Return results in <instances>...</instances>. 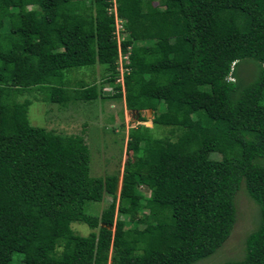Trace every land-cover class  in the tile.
Here are the masks:
<instances>
[{"label": "trees", "instance_id": "trees-1", "mask_svg": "<svg viewBox=\"0 0 264 264\" xmlns=\"http://www.w3.org/2000/svg\"><path fill=\"white\" fill-rule=\"evenodd\" d=\"M156 1L0 0V264L15 252L21 264H191L228 237L240 185L257 223L242 256L220 264H264V0ZM115 18L126 32L118 45ZM246 58L258 73L244 85L235 66ZM94 64L111 69L100 80H116L109 96L101 83L65 80ZM34 89L60 107L122 97L174 140L130 128L116 197L115 173L88 174L80 135L29 124L30 100L17 97ZM138 186L150 191L141 204ZM104 194L106 207L86 210ZM141 207V230L113 219ZM72 222L90 231L75 234Z\"/></svg>", "mask_w": 264, "mask_h": 264}, {"label": "rangeland", "instance_id": "rangeland-1", "mask_svg": "<svg viewBox=\"0 0 264 264\" xmlns=\"http://www.w3.org/2000/svg\"><path fill=\"white\" fill-rule=\"evenodd\" d=\"M156 3V0H152V4ZM37 8L35 2L26 6V9ZM110 9L112 10V6ZM120 22L114 20L113 37L117 43L126 36V32L119 26ZM4 23L5 25L0 28L1 31L7 30L6 20H4ZM136 44L139 45L141 43L137 42ZM116 61L117 65L114 71L118 74L116 78L119 77L120 80L119 66L124 60L118 56ZM110 72L111 69L106 65L94 64L90 67L82 66L66 73L65 80L69 81L70 85H77L81 82H94L99 86L101 83L103 87L101 89L102 95L109 96L115 91L113 86L116 80H114L113 84L108 85L100 82V80L101 77H105ZM257 73V63L252 59L246 58L240 60L235 66V75L244 85L252 82ZM119 90L121 93L123 92L122 85ZM42 97L43 92L36 89L17 97L19 101L23 98L30 100L26 112L29 124L42 127L54 133L80 135L89 153L88 174L90 176L102 177L115 173L114 194L116 197L118 196L121 185L122 167L127 155L125 143L128 139L127 134L130 128L138 130L139 126H146L150 129L148 132L151 136H166L169 140H174V135L169 133V127L152 125L151 119L153 113L150 109L139 111L128 110L125 108L122 97L96 98L89 102L77 101L76 103H69L65 107L44 101ZM139 117H142L143 120L140 121ZM211 155L214 158L219 157L218 155L210 153ZM137 191L142 195V198L139 200L140 204L144 203L145 198L149 196V189L138 186ZM110 201V196L104 194L100 201L86 203V210L91 213H99ZM116 201L117 198H115V206ZM234 205L235 220L223 244L212 255L199 259L191 264H220L226 260L239 259L242 256L244 238L256 226L258 208L245 194L243 185H240V188L234 195ZM148 217V211L144 207L121 215H117L115 208L113 214L114 220L118 218L124 221L125 228H135L137 230H141L144 227ZM70 228L78 235H86L90 231L85 224L79 222L70 223ZM109 228L113 230V225H110ZM57 249H60V247ZM18 259H21V254L18 252L13 253L11 264H21Z\"/></svg>", "mask_w": 264, "mask_h": 264}, {"label": "built area", "instance_id": "built-area-1", "mask_svg": "<svg viewBox=\"0 0 264 264\" xmlns=\"http://www.w3.org/2000/svg\"><path fill=\"white\" fill-rule=\"evenodd\" d=\"M119 26H120V23H119ZM120 27H121V26H120ZM119 57L125 59V58H127V55L124 54V55H122V56L120 55ZM123 70H124V69L120 66V71H119L120 74L122 73ZM120 78H121V76H120ZM120 80H122V79H120ZM120 80H119V78L117 79V81H120ZM120 82H121V81H120Z\"/></svg>", "mask_w": 264, "mask_h": 264}, {"label": "clouds", "instance_id": "clouds-1", "mask_svg": "<svg viewBox=\"0 0 264 264\" xmlns=\"http://www.w3.org/2000/svg\"><path fill=\"white\" fill-rule=\"evenodd\" d=\"M115 20H118V21H121L120 19H118V18H115ZM122 22V21H121ZM121 22H120V26H121ZM114 26V25H113ZM116 29V28H115ZM121 29H122V26H121ZM114 31V30H113ZM113 33V32H112ZM117 43V42H116ZM118 43H120V41L118 42ZM118 43H117V45H118ZM230 78V77H229ZM122 85V84H121Z\"/></svg>", "mask_w": 264, "mask_h": 264}, {"label": "bare ground", "instance_id": "bare-ground-1", "mask_svg": "<svg viewBox=\"0 0 264 264\" xmlns=\"http://www.w3.org/2000/svg\"><path fill=\"white\" fill-rule=\"evenodd\" d=\"M145 110H147V109H145Z\"/></svg>", "mask_w": 264, "mask_h": 264}]
</instances>
